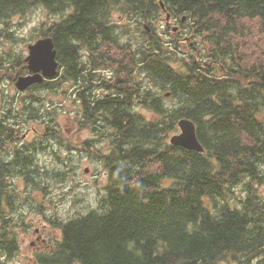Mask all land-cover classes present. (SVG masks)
Listing matches in <instances>:
<instances>
[{"label":"trees","instance_id":"obj_1","mask_svg":"<svg viewBox=\"0 0 264 264\" xmlns=\"http://www.w3.org/2000/svg\"><path fill=\"white\" fill-rule=\"evenodd\" d=\"M162 2L182 28L169 39L155 26ZM36 7L61 17L36 36L54 39L60 74L33 85L29 98L9 99L17 103L4 115L14 126L0 120V264H10L18 226L29 224L14 180L30 192L58 177L36 153L55 138L68 147L57 115L41 108V91L63 79L74 81L86 111L79 128L102 143L85 145L108 182L97 206L49 218L62 234L39 264H264V0H0V25ZM0 37L15 39L2 29ZM102 64L110 79L92 68ZM28 73L24 56H0V81ZM183 117L197 124L204 152L170 142ZM39 118L45 137L25 140ZM11 139L24 145L10 149Z\"/></svg>","mask_w":264,"mask_h":264},{"label":"rangeland","instance_id":"obj_2","mask_svg":"<svg viewBox=\"0 0 264 264\" xmlns=\"http://www.w3.org/2000/svg\"><path fill=\"white\" fill-rule=\"evenodd\" d=\"M162 17H165V13L156 22L155 26L160 33L164 34L166 39H169L173 32L165 30V21L162 20ZM60 18V16L51 15L43 7H36L26 15L15 16L9 24L0 25V29L4 32L12 31L15 35V39L0 37V56H5L11 60H15L19 56L26 58L29 53V44L38 39L36 36L40 32L42 23L48 25L53 20ZM114 20L122 21L119 12L114 14ZM131 34L134 39L139 37L136 31H132ZM86 55L87 53L83 52L85 59ZM63 81L64 83L59 89L53 88L56 89L53 90L50 87L41 91L42 96L45 95L44 101L41 102V108L44 109V113L50 116L57 115L56 123L62 133L61 137L66 138L68 142L65 144L68 143V147L72 145L73 148L68 149L60 143V138H55L48 142V144H52L51 146L41 151L38 158L39 166L44 170L48 169L50 172L56 173L58 176L57 179L53 178L55 176H46V182H44L47 187L44 190H32V188L30 192H26L29 189L26 183L18 179L14 180L17 183L18 192L21 193L17 206L19 207V213L23 215L25 220L22 223L29 224H26V227L23 225L18 226L20 248L17 254L11 258L10 264H37L38 260L34 256V251L38 245L43 244L42 240H38L39 233L37 229L40 228L44 238L51 239L52 243L54 239H60L61 229L55 227L49 218L55 215L58 219L64 221L79 213L87 212L90 207L97 206L98 199L107 186L108 173L103 163L97 158L93 149L85 145L91 140L98 147H101L102 143H99V137L90 129L79 128L75 113L80 105L77 102L78 96L74 81L67 79H63ZM21 93H24L25 97H31L29 92L25 93L24 91ZM16 94L21 96L18 94L14 82L9 78L0 81V106H2L4 113L7 112V104L12 102L9 99H12ZM166 102L172 104L174 100L167 98ZM138 110L151 112L143 108ZM50 116H45L48 121ZM41 121L42 118H39L33 124L43 130L45 123H39ZM27 129L29 128L25 127L24 132H27ZM32 136L33 133L27 137V140L33 139ZM106 149L104 147V151ZM87 168H89L88 172L86 171ZM31 201L40 204L41 206H38L40 208L33 205ZM26 228L29 230L25 231ZM34 242H36V245L33 244Z\"/></svg>","mask_w":264,"mask_h":264},{"label":"water","instance_id":"obj_3","mask_svg":"<svg viewBox=\"0 0 264 264\" xmlns=\"http://www.w3.org/2000/svg\"><path fill=\"white\" fill-rule=\"evenodd\" d=\"M162 7L165 8L163 2ZM171 16L172 14L168 12L166 15L167 23L170 22ZM186 19V16H184L183 20ZM145 27L148 31H151L149 25H145ZM178 29L176 26L173 27L174 32H177ZM187 40H191L190 37H187ZM28 48L29 53L25 60L28 63L29 73L20 75L15 82L20 91H26L35 84L43 83L45 80L56 78L59 75L58 51L52 37L40 38L29 44ZM178 125L180 131L170 137V142L188 150L204 152L205 147L198 137L195 121L183 117L179 120ZM86 171L88 172L89 168Z\"/></svg>","mask_w":264,"mask_h":264},{"label":"flooded vegetation","instance_id":"obj_4","mask_svg":"<svg viewBox=\"0 0 264 264\" xmlns=\"http://www.w3.org/2000/svg\"><path fill=\"white\" fill-rule=\"evenodd\" d=\"M162 20H164V17H162ZM174 26H176V27H178L179 28V30H178V32L177 33H180L181 31H182V28H181V23L172 15L171 16V19H170V22L167 24L166 22H165V27H170L171 29H170V31H172V28L174 27ZM176 33V34H177ZM185 38H186V35L185 36H183V37H180L179 38V40H180V42H182V43H184L185 45H188L187 44V41L185 40ZM188 47H190V46H188ZM87 57V56H86ZM92 68H94L95 69V73L96 74H98L99 75V77L101 78V79H110L111 78V76H112V69L110 68V67H108V64H102L100 67H98V68H96V67H92ZM86 69H88V68H86ZM76 92H77V96H78V98H77V102L79 103V109L77 110V112L75 113L76 114V117H77V119H80L84 114H86V111H84L83 109V103H82V100L79 98L80 97V95H79V91H77L76 90ZM98 92L100 93V94H103L104 92H105V90L104 89H102V88H100L99 90H98ZM16 97L17 96H19V95H15ZM27 97V96H26ZM28 98V97H27ZM30 102V101H29ZM17 102L15 101V102H9L8 104H7V106H9V105H11V104H13V105H15ZM20 105H22V103L20 102ZM29 105H30V103H29ZM3 118H5V122H8V126H14L15 125V121L13 120V119H11V117H9V118H6V116L4 115V112L2 111V106H0V120H2ZM5 129H7V130H9V131H11V130H13V129H8L7 127H5ZM14 131V130H13ZM12 131V132H13ZM31 133H33V136L32 137H34V138H36V137H39V138H41V137H45V131L44 130H42V129H37V128H31V129H27V132H26V134H24V136H23V138L26 140L27 139V137L31 134ZM33 138V139H34ZM7 145H9V148L10 149H13V148H15L16 146H23L24 145V142H20V143H17V144H13V142H12V139L9 141V143L7 144ZM42 145H43V148H37L38 149V151H37V153H36V159L38 160V158H39V154L41 153V151H43V150H46L49 146H51L52 144L51 143H49V144H45V143H42ZM75 148V147H74ZM17 179V178H16ZM18 180H23V179H18ZM14 182V181H13ZM24 182V181H23ZM37 232L39 233V237H38V240H42L43 241V244H41V245H38L37 247H36V249H35V251H34V256L37 258V260H38V255H40V254H42V253H44V252H46L48 249L49 250H53L54 249V246H53V243H52V241H51V239L50 240H48L47 238H44V235H43V233L41 232V229L40 228H38L37 229ZM34 245H36V242H34L33 243Z\"/></svg>","mask_w":264,"mask_h":264},{"label":"bare ground","instance_id":"obj_5","mask_svg":"<svg viewBox=\"0 0 264 264\" xmlns=\"http://www.w3.org/2000/svg\"><path fill=\"white\" fill-rule=\"evenodd\" d=\"M161 25H162V24H161ZM159 26H160V25H159ZM159 26H158V27H159ZM161 29H162V28H161ZM161 29H160V30H161Z\"/></svg>","mask_w":264,"mask_h":264}]
</instances>
